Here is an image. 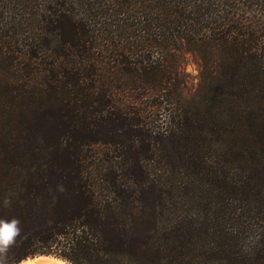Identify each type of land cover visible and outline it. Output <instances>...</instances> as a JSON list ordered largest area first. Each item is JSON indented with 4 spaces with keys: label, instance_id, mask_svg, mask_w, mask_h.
<instances>
[{
    "label": "trees",
    "instance_id": "16d2710c",
    "mask_svg": "<svg viewBox=\"0 0 264 264\" xmlns=\"http://www.w3.org/2000/svg\"><path fill=\"white\" fill-rule=\"evenodd\" d=\"M13 218L0 264H264V0H0Z\"/></svg>",
    "mask_w": 264,
    "mask_h": 264
},
{
    "label": "clouds",
    "instance_id": "9594fccd",
    "mask_svg": "<svg viewBox=\"0 0 264 264\" xmlns=\"http://www.w3.org/2000/svg\"><path fill=\"white\" fill-rule=\"evenodd\" d=\"M5 204H10V201L6 199ZM19 224L20 221L16 218H13L10 222L0 220V254H6L9 247L15 243V238L21 231L18 227ZM22 264H69V262L46 257H36L27 258L22 261Z\"/></svg>",
    "mask_w": 264,
    "mask_h": 264
},
{
    "label": "rangeland",
    "instance_id": "374dc122",
    "mask_svg": "<svg viewBox=\"0 0 264 264\" xmlns=\"http://www.w3.org/2000/svg\"><path fill=\"white\" fill-rule=\"evenodd\" d=\"M185 68L186 70L190 73V80H191V86H195L197 79H198V74H199V68L198 64L195 61L193 55L189 54L188 57L185 60ZM54 256V255H52Z\"/></svg>",
    "mask_w": 264,
    "mask_h": 264
},
{
    "label": "bare ground",
    "instance_id": "6f19581e",
    "mask_svg": "<svg viewBox=\"0 0 264 264\" xmlns=\"http://www.w3.org/2000/svg\"><path fill=\"white\" fill-rule=\"evenodd\" d=\"M38 257L52 258L53 260H62V259H60V258H56V257H53V256H38ZM30 258H32V257H30ZM34 258H36V257H34ZM23 261H24V260H23ZM19 264H22V262L19 263Z\"/></svg>",
    "mask_w": 264,
    "mask_h": 264
},
{
    "label": "water",
    "instance_id": "95a60500",
    "mask_svg": "<svg viewBox=\"0 0 264 264\" xmlns=\"http://www.w3.org/2000/svg\"><path fill=\"white\" fill-rule=\"evenodd\" d=\"M38 256H52V255H37V256H35V257H38ZM53 257L60 258V257H57V256H53ZM32 258H34V257H32ZM60 259L65 260V261H68V260L63 259V258H60ZM68 262H69V261H68ZM20 263H21V262H20ZM69 264H71V263L69 262Z\"/></svg>",
    "mask_w": 264,
    "mask_h": 264
}]
</instances>
